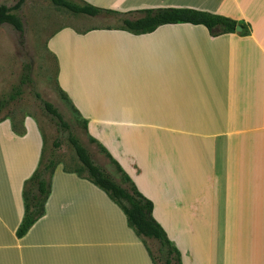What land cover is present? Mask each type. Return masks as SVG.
I'll use <instances>...</instances> for the list:
<instances>
[{"label": "crops", "instance_id": "1", "mask_svg": "<svg viewBox=\"0 0 264 264\" xmlns=\"http://www.w3.org/2000/svg\"><path fill=\"white\" fill-rule=\"evenodd\" d=\"M76 1L121 14L192 8L247 30L212 36L204 26L179 24L137 36L92 29L82 36L87 43L81 44L76 68L53 42L47 48L57 62L58 86L88 131L114 128L113 144H123L120 150L130 149L124 143L133 136L155 147L163 133L160 162L168 169L163 173L172 176V184L192 175V186H161L159 200L154 186L151 193L136 186L153 202V216L181 264H264V0ZM119 70H126L128 89L106 90ZM119 128H128L127 138ZM132 128L153 130L154 136L146 139ZM4 137L21 146L36 137L39 149L44 134L27 117L17 128L11 119L0 122V264H155L146 244L152 251L148 242L156 241L146 243L104 191L61 165L51 179L44 216L18 238L24 184L37 166L29 157L3 151ZM95 140L115 160L110 147ZM143 153L136 157L144 164L137 165L146 167Z\"/></svg>", "mask_w": 264, "mask_h": 264}, {"label": "rangeland", "instance_id": "2", "mask_svg": "<svg viewBox=\"0 0 264 264\" xmlns=\"http://www.w3.org/2000/svg\"><path fill=\"white\" fill-rule=\"evenodd\" d=\"M72 1L78 2L76 0ZM17 2L18 0H0V5L13 7ZM16 13L24 22L25 31L23 36L8 25L0 26V100L9 98L10 95L15 94L17 88H21L22 94L15 101L11 102L3 111L0 115V122L6 118L11 119L15 122L17 128L19 123L27 117V119L29 118L39 123L44 134V138L41 137L39 149L36 137L34 141L23 144V146L20 145L21 141H18V139L16 140V138L13 140V143L9 142L10 140L7 139V137H4L5 139L1 141L3 144L1 145L3 151L13 150L12 152L18 154V157L25 158V161L26 157H29V161L36 163V169L32 175L26 179L24 186L40 168L42 161L50 156H54L55 160L61 163V170L64 168L67 171H74L82 167L73 148L67 140L68 133L60 129L57 122L47 113L42 102L37 99L36 94H40L43 101L52 104L60 111L65 121L70 126L71 133L82 141L95 163L103 167L118 183H125L122 174L118 172L111 160L101 152L99 146L90 141L91 138L89 136L104 142L110 147L115 161L123 167V170L127 173L125 174L131 179L135 186H146V188L149 189L148 193L152 192V186H154L156 190L154 194L156 196L154 198L156 200H159L160 196L163 194L161 186H192V175L184 176V178L182 176L181 178L176 176L180 179H176L175 184H172V176H168L167 172L163 173L168 170L167 167L161 165L160 162V138L163 133L158 132L159 141L155 147L154 144L150 142L146 144L144 142L141 143L133 136V138L130 139L131 141L124 143V145L128 144L131 150L134 145H137V151L130 152L128 147L120 150L119 147L123 146V144L115 142V144H113V139L117 138H113L112 132H114V128L104 127L101 129V134L99 133V129L94 126H90L89 131L87 126L86 130L85 121H83L75 111V109L77 110L76 105L70 100L75 107L74 109V107L68 101L64 100L60 94L57 83V62L48 52L47 45L49 46L50 43L53 42V46L60 47L66 52L74 68L79 67V58L83 52L81 44L85 45L87 43L86 39L82 36L92 29L119 27L121 24L118 17L107 15H102L100 17L74 15L64 9L55 7L49 0H28L21 7L20 11ZM27 67L31 68V79L33 83L31 85L22 86L21 80ZM125 71L126 70H124V72ZM124 72L122 70H119L117 74L114 72L109 79L110 84L104 86V88L111 91H118V88L124 91L127 90L128 85L123 80ZM29 127L33 132L32 126L29 125ZM119 129L124 132L128 131V128ZM132 129L136 131V133L143 134V137L146 139L154 136L153 130L144 128ZM32 135L26 141H29ZM97 135H99V137ZM127 136L128 132L126 138ZM117 145L118 147L115 149ZM13 146H16V148ZM140 153H143L144 157L148 156V159L146 157V167L137 165V163L144 164V161H138L136 157V155ZM151 155H153V157L155 156V158ZM26 174L27 173L24 175ZM67 186L77 185L68 183ZM126 186H128V184ZM157 187H159V189H157ZM189 193L191 194L192 192L190 191ZM160 216L161 210L160 207H157L156 217L160 219ZM147 242L146 240V243ZM148 243L157 259V263L163 264L164 259L160 252L159 244L153 241Z\"/></svg>", "mask_w": 264, "mask_h": 264}, {"label": "trees", "instance_id": "3", "mask_svg": "<svg viewBox=\"0 0 264 264\" xmlns=\"http://www.w3.org/2000/svg\"><path fill=\"white\" fill-rule=\"evenodd\" d=\"M28 0H18L13 7L0 5V26L8 25L21 36L24 35L25 27L22 18L16 13ZM55 7L64 9L74 15H83L88 17H100L102 15L118 17L120 26L116 29L126 31L133 35H146L154 33L162 26L190 24L194 26L206 27L212 36L223 34H232L236 32L238 23L232 19L220 15L204 12L192 8H158L146 9L129 14H121L112 10H106L95 7L85 2H75L72 0H49ZM134 16V17H133ZM110 29V28H108ZM247 30L243 27L242 35ZM31 68L27 67L21 80V85H31ZM62 98L68 101L72 106L69 96L59 88ZM21 88L15 90V94L0 100V115L21 95ZM45 110L57 122L60 129L68 133L67 140L73 148L82 167L67 171L77 174L79 177L88 180L93 185L104 191L106 195L118 205L126 215L128 225L135 233L146 240H154L160 246V252L163 255V264H181V255L172 244L164 228L155 220L153 216L154 204L151 200L142 195L131 179L123 172L119 164L113 160L108 151L98 144L95 139L91 142L97 144L102 153L108 157L116 166L118 172L122 174L124 184L118 183L112 175L96 164L88 149L82 141L70 131V126L65 121L60 111L52 104L42 100L40 94H36ZM74 107V106H73ZM75 109V107H74ZM78 113V110L75 109ZM85 129L87 124L85 122ZM61 165L54 156H50L42 161L40 168L35 172L32 178L26 183L24 190L25 216L21 226L17 231L18 238L24 237L34 224L45 214L46 203L51 194V179L56 168ZM128 184L127 187H125ZM153 261L157 259L152 251L147 247Z\"/></svg>", "mask_w": 264, "mask_h": 264}, {"label": "water", "instance_id": "4", "mask_svg": "<svg viewBox=\"0 0 264 264\" xmlns=\"http://www.w3.org/2000/svg\"><path fill=\"white\" fill-rule=\"evenodd\" d=\"M241 31H242V27L241 26H237L236 32L240 33Z\"/></svg>", "mask_w": 264, "mask_h": 264}]
</instances>
